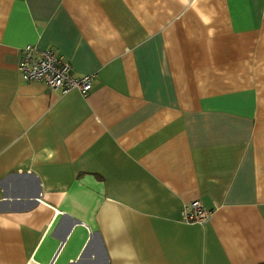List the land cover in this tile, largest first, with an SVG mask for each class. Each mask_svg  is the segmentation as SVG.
Returning a JSON list of instances; mask_svg holds the SVG:
<instances>
[{"label":"crops","instance_id":"crops-1","mask_svg":"<svg viewBox=\"0 0 264 264\" xmlns=\"http://www.w3.org/2000/svg\"><path fill=\"white\" fill-rule=\"evenodd\" d=\"M0 264H264V0H0Z\"/></svg>","mask_w":264,"mask_h":264},{"label":"built area","instance_id":"built-area-1","mask_svg":"<svg viewBox=\"0 0 264 264\" xmlns=\"http://www.w3.org/2000/svg\"><path fill=\"white\" fill-rule=\"evenodd\" d=\"M70 70V64L51 49H39L29 44L20 48L17 71L22 80L43 83L50 91L67 93L77 90L82 95L87 94L92 88L94 75L73 76ZM209 215L210 210L199 200H194L184 206L182 220L186 223L204 222Z\"/></svg>","mask_w":264,"mask_h":264}]
</instances>
